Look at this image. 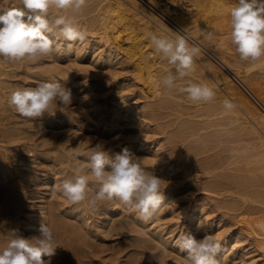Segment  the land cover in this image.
<instances>
[{
	"label": "rangeland",
	"instance_id": "rangeland-1",
	"mask_svg": "<svg viewBox=\"0 0 264 264\" xmlns=\"http://www.w3.org/2000/svg\"><path fill=\"white\" fill-rule=\"evenodd\" d=\"M139 1L143 3L145 7L151 9V11L159 18H161L168 24L171 23V26L175 27L176 29L178 28V30H180L181 28L174 22L176 20H174V16L176 14L180 16L185 12L186 14L193 16L197 12L195 7L191 6L190 0H158L160 8L152 6L148 2L150 0ZM164 4L172 10H170V14L172 13L171 15H169L170 17H167L163 12L159 10H162L161 7ZM187 17L188 16H186V18ZM74 20L77 21V19ZM191 25L193 24H189V26ZM214 33H217L216 35H214L215 40H201L203 45L206 47L198 43V41L196 40L201 39V37L199 38L200 35L198 36L197 34V37L193 38L189 36V38H191L197 45H199L200 48H203L202 50L205 53L207 51V56L211 58L215 63L220 62L219 64H221V68L223 69L222 71H225L227 74H229V76L233 78L237 87H239L240 89L243 88L241 92H244L243 94L248 96L249 99L253 103H255L257 107H259V109L264 111V98H262L264 97L262 96L264 95L262 94L264 93V65H262L260 61L253 62L255 65L257 64L256 66H254L252 62H243L238 58V55L235 53L234 47L232 46L229 39V23L224 24L223 27H220V29L218 30L216 29L215 31H212V34ZM219 36H222V38H220ZM89 39L91 38L89 37ZM219 48L224 51V55L232 63L240 62L242 66V68L240 69H245L244 77H238L234 73V68L225 67V65H223V63L219 61L217 56L219 58H221L220 55L222 56ZM116 58L117 57L113 59L112 63H109L107 66L102 67H95L91 62L92 58H90V56H87L80 61L74 60V57H67L63 55L61 56V60L59 61H56V59H42L36 63H30L28 61L7 63L0 62V98L1 101L3 100L0 104V203L2 204V214L5 218L0 222V249H3L7 241L11 239V234L8 233V231L15 229L18 230L19 235L25 238H29L32 236H38L40 234L39 228L41 223H47L53 230L57 245L54 255L50 257L42 256V259L48 262V264H188L187 257L178 258L174 252H169L170 250L166 251V254L163 258L154 257L153 254L162 251V246L160 244H157V242H155V245L153 241L149 242L150 248L147 250H145L146 245H144V247L143 245H136L135 239L133 237H135L138 232H135L134 230H131L130 232L126 231V233H116L115 235L111 232L109 233L108 227L102 226V223H104L102 221L104 215L102 214L101 216V213L104 208H115V212L114 214H112V218L114 220L117 219L115 217H121L123 215L122 213L126 214V212H132L131 210L126 209V207H122L118 201L102 202L100 212H91L87 210L83 204H70L65 198L62 197L59 192L53 189L54 184H58L62 179L71 175L74 168L86 159V153L90 150L91 146H94L96 143H103L106 149H111L114 152H119L122 148H124V146H126V144H131L130 147L127 146V148L133 151L136 156L138 155L137 157L141 158V156L144 155H142V153L140 155V149H134V145L132 143L134 136H131V134L129 135L126 132L125 134L122 131L125 126H121L116 123V125L109 126L108 124L104 127L106 121L102 120V118L106 117L107 115L103 114L96 118L92 116V114H94V111L91 107V104H93L95 100L100 104L97 105L96 108L102 109V111H110L112 104H114L115 107L123 108L124 106V103H122V100L124 98V90L122 91L120 90V88L114 87L116 80L120 77L121 72V64L116 62ZM56 64L61 68L57 67L55 70L54 65ZM125 67L127 69L124 70L125 72L122 71L123 73H125H122L123 77L128 75L130 73V70H132L133 68L131 64H125ZM248 68L252 73L248 70ZM2 69L5 70L2 71ZM1 72L5 73L2 75ZM56 73L58 74V76H54ZM112 75H116L117 77H112ZM247 75L251 77L253 76L252 78L254 80H252V78L250 79L249 76L247 77ZM245 77L249 79L250 84L249 81H244ZM42 81L61 82L66 88L71 90L73 95L72 104L58 110H56V105L53 104L52 108L49 111H52L53 113L55 112L54 114L45 113L43 116L35 118L34 120L19 116L7 103L9 93L16 87H34ZM254 82H258V84L261 83L260 86L258 85V87H262L260 88V94L262 95L255 91V87L253 88L252 84H254ZM112 94H115V96L113 97ZM134 95H136L135 97L136 99H138L137 102L141 103L145 101V99H143L142 97L138 98V92ZM161 96L167 97L168 95L161 94ZM170 98L171 100L167 105L169 109L166 107L165 109L160 110V113L158 112L156 122H150V124H152V127H155L154 125H156L160 129H164H162L164 131H162L163 133H159L158 136H154L155 138H160L159 144L164 147L163 148L160 145L159 149L161 150H158L159 152L157 151V153L159 154L158 157L163 154L161 155L162 158H158L159 161L162 159L161 161L163 163L159 162V165L161 166L154 171L150 165V170L147 171H152L155 176L162 179L161 191H163L166 186L167 188L169 187V199H171L172 201L174 199L175 201L173 202H178L177 205H182V207L187 206L188 209L190 206L197 203V205L201 204V208L203 211L202 213H206L205 215L208 217L206 218L211 219L214 217V220L216 219L217 223L214 222L213 224V228L216 227V230L208 229L206 231H202V228L198 227L197 223L189 221H187L188 223L186 222L184 224H180L175 218L170 216V205L167 204V206H165L166 203L162 205L163 213H161V215H164L162 218H153L154 220L146 221L147 223L142 219L143 223L145 222L149 227L152 226V228L148 227L149 230L160 231V233H163L164 237L172 239L173 242L176 241L180 234L186 231L191 232L197 239L202 238L205 234H210L213 236L216 232L227 234L232 231L233 228L235 229L240 227L244 229L246 234H253L251 232V228L246 227V225H242L240 222H236L237 217H235V215L237 214V211H229L230 214L227 212L225 213V211H223L224 209L214 211L215 213L208 212V209L212 205L216 204L221 198L217 197L218 195L216 196L214 192L209 193L204 189L203 191H201L202 188H199L203 185L202 183H204V181L209 180L208 177L205 176V180L204 178L200 180L199 178H196L194 176H191V178L190 176H188V178H185L182 175L184 170L187 169L186 167L194 168L197 167V165L202 166L203 163L209 162L215 157H222V155L226 156L228 155V153L231 154L232 149L230 148V145L232 144L226 142V135H224L223 137L221 136L220 142H216V146L215 144H211L207 147H204V151L197 150L198 152H193V144L195 143V138L200 134H206L209 132L213 133L215 131H231V129L233 130V128L235 127L234 123L229 124L228 121L230 119L225 118L218 111L215 114L207 112L204 109V104H201L200 106L199 104H193L190 101L188 102V100L183 95L178 94V92L173 91V96H170ZM185 108L188 110H186ZM90 111H93L92 114H90ZM178 111L180 112L178 113ZM206 113L210 116H213V114L215 116L210 117ZM204 115H206V117ZM145 121L147 122V120ZM185 121L187 122L185 123ZM187 124L190 127H188ZM216 125L219 127H217ZM180 129L182 130L181 133H179ZM197 130H200V133L196 132ZM175 133H179L176 138ZM127 135L129 139L127 138ZM224 142H226L227 144ZM225 146L226 148H228V152ZM223 147L225 148L224 152L222 150L224 149ZM74 148L81 153L80 157L76 160H73L69 155V153ZM188 148L190 149L189 151ZM208 149L211 150L208 151ZM213 149L214 151H212ZM168 151L170 152V154L168 153ZM165 155H168L169 157ZM61 161H65V164ZM203 172H206V170ZM193 174L195 175V172ZM196 174H198V172H196ZM166 179L167 182L163 181ZM205 198L206 200H202ZM207 200L209 201L207 202ZM205 201L208 203V205ZM75 210L79 212L76 214L78 218L75 214L73 215L72 211ZM164 211H166L167 213ZM222 211L225 214H221ZM119 214L122 215L119 216ZM216 216H220L218 218L221 219V221L218 222ZM83 217L87 218L90 222L87 220L83 222ZM234 221L235 224L231 226ZM150 222L152 223V225ZM169 226L171 228L173 227V234L172 232H169V229H171ZM188 226L190 228H188ZM199 230L201 232H199ZM132 232L134 235L132 234ZM249 239L259 241L261 238L250 235L246 241L248 242ZM118 248H124V250L122 249L120 251H117ZM134 250H138V252H132ZM142 250L144 252L139 253V251ZM229 250L230 249H228L227 252L224 253V257L226 260L223 259L224 257L222 258L223 254H218L217 260L220 261H218V264L245 263L244 261L246 258L242 259L240 257L234 256L231 254L232 251ZM138 254H140V256ZM174 256L177 258H175ZM184 258L186 259L185 261ZM151 259L153 260V262ZM164 260L166 261L163 262ZM141 261L144 263H142Z\"/></svg>",
	"mask_w": 264,
	"mask_h": 264
},
{
	"label": "bare ground",
	"instance_id": "bare-ground-1",
	"mask_svg": "<svg viewBox=\"0 0 264 264\" xmlns=\"http://www.w3.org/2000/svg\"><path fill=\"white\" fill-rule=\"evenodd\" d=\"M148 2L152 6L160 8L158 0H150ZM236 2H237V0H190L191 6H194L195 9L197 10L196 14H194L193 16L188 15L185 12L182 13L180 16L178 14H176L174 16V20L176 19L177 22H176V20L175 21L173 20L184 32H182L181 29L178 30V28L176 29L175 27L171 26V23L168 24L167 22H165L164 20L159 18L156 14H154L151 11V9L145 7L143 5V3H141L139 0H88L87 6L84 8L82 13L79 15H75L73 13H60V14L72 16L73 19H77V21L75 20L76 23L82 29L86 30L87 37L89 36L91 39H89V37H88L84 43L74 44L70 49L67 48V46H65L61 50V52L56 54V57H55L56 61L61 60L60 58L63 55H65L67 57H74V60H77V61L83 60L87 56H90V58H92L91 62L95 67H102V66H107L109 63H112L113 59L115 57H117L116 62L121 64V66H120V68H121L120 77H119V79L116 80L114 87H118L122 91L124 90V94H123L124 98H123V100L121 99L122 103H124L123 108L122 107H115V105L112 104V107L110 106L111 107L110 111H102V109L96 108V106L100 105V104H99V102H97L95 100V102H93V104H91V107L93 108L94 114H92L93 111L92 112L90 111L91 112L90 114H92V116L95 118L99 117L103 114L107 115L106 117L102 116L104 118V119L102 118V120L106 121L104 124V127L108 124H109V126L116 125V123L121 125V126H125V128L122 131L124 133L126 132L129 135L131 134V136L132 135L134 136L133 141H132V143L134 145V149H137V150L140 149L141 150L140 155H141V153H142V155L144 154L143 156H141L140 163L145 168V170H150V167H149L150 165H151L153 171L155 169H158V167L161 166V165H159V162H162L161 161L162 159L159 161L158 158H162L161 155H163V154H161L160 157H158L159 154L157 153L158 150H161V149H159L160 145H161V144H159L160 138L159 137L155 138L154 136L155 135L158 136L159 133L160 134L163 133L164 129L160 126L163 129L162 130L156 125H154L155 127H152V124H150V122L151 121L156 122L158 112L162 109H165L166 107L168 108L167 105H168L169 101L171 100L170 96L171 97L173 96V91L167 90L160 83L161 78L171 69L170 68L171 66L168 65L166 61L162 60L160 58L159 54L154 52L153 46L149 42L148 33L149 32H155L158 35H161V34L174 35L173 32H179L181 35H186L187 37L190 36L191 38L197 37V34H198V36L200 35L199 38L201 37V39L200 40H198L196 38L195 39L198 41V43L203 45L201 40L202 41L203 40H211V39L215 40L214 35H216L217 33L212 34V31H215L216 29L218 30V29H220V27H223L224 24L229 23V21H230V15H229L230 9ZM8 3H9V6L23 7L22 5H15V0H8ZM188 3H189V1H188ZM161 8H162V10L161 9H159V10L161 12H163L167 17H170L169 15L172 14V13L170 14V12L172 10L169 9V7L165 4ZM52 14L56 15V13H52ZM186 16H188V17L186 18ZM189 24H193V25L189 26ZM208 33L212 34L211 38H207ZM222 36H219V37L222 38ZM191 38H190V43L197 45ZM197 46H199V45H197ZM204 47H206V46H204ZM202 49L203 48H201L200 55L196 58L195 71L193 72L191 79L194 82L207 83L210 86L215 87V90L217 93L216 98L214 101H212L208 104H204V109L207 112L214 113V114L218 111L225 118L230 119L231 121L227 120L228 123L229 124L234 123L235 127L233 128V130L231 129V131H222V132H216L215 131L213 133L209 132L206 134H200L194 140L195 143L193 144V146H194L193 149L195 151L193 150V152H196L197 150H203L204 151L203 148L207 147L208 145H211V144H213V145L215 144V146H216V142L217 143L220 142L221 136L223 137L224 135H226V139H225L226 142H229L230 144H232V145H230L231 146L230 148L232 149V153L231 154L228 153V155H226V156L222 155V157H220V156L215 157L214 156L215 158H213L209 162L203 163L202 166L197 165V167H194V168L193 167L192 168L186 167L187 169L184 170L182 175L185 178H188V176H190V178H191V176H194L196 178H199L200 180L202 178H204L205 176L208 177L209 180L204 181V183H202L203 185L201 184L202 186L199 185L200 186L199 188L200 189L202 188L201 191H203V189H204L206 192H209V193L214 192V194H216V196L218 195L217 197H221L220 200H218V202L216 204L212 205L211 207L209 206L210 207L209 209L207 208L208 212L212 213L214 211H219L220 209H224L223 211H225V213L226 212L229 213V211H237L236 212L237 214L235 215V217H237L236 222L237 223L240 222L242 225H246V227L252 229L251 232L253 234H251V233L246 234L242 227L235 228V229L233 228V230L227 234L216 232L213 236L217 240H219V242L221 244V249H220L219 253L223 254L222 258L224 257V253H226L227 250L230 249L229 251H232L231 252L232 255L240 257L242 259L246 258L244 261L245 262L244 264H264V111L259 109V107H257L255 105V103H253L249 99L248 96L243 94L244 92H241V90L243 88L240 89L239 87H237L233 78H231L229 76V74H227L225 71H222L223 69L221 68V64H219L220 62L215 63L211 58H209L207 56L208 52L205 50L207 53L206 54ZM220 51H221L222 56L220 55L221 58H219L217 56L219 61H221L223 63V65H225V67L234 68L235 72L234 71L233 72L238 77L239 76L244 77L245 76L244 75L245 69L244 70L240 69V68H242L240 62L239 63H237V62L232 63L224 55V51H222L221 49H220ZM260 63H262V65H264V61H261ZM125 64L126 65L131 64V66L133 68H132V70H130V73L128 75L123 77L122 71L127 69L125 67ZM256 65L254 64V66H256ZM54 66H55V70H56V68L59 65L56 64ZM58 68H61V67H58ZM4 70L2 69V71H4ZM248 70L250 71L249 68H248ZM4 73H2V75ZM246 73H247V71H246ZM65 74H66V72H65ZM123 74H125V73H123ZM250 75H252V74H250ZM54 76H58V74L56 73ZM248 76L249 75H247V77ZM112 77H117V76L112 75ZM247 77H245L244 81L247 80V82H248L249 79ZM252 77L249 76L250 79ZM59 79H61V78H59ZM252 80H254V79L252 78ZM249 84H250V81H249ZM260 84H258V82H256V83L254 82V84H252L253 88L255 87V91L259 94H260V88H262V87H258V85L260 86ZM137 92H138V98L142 97L143 99H145L144 102H141V103L137 102L138 99H136V97H135L136 95H134ZM261 93H262V91H261ZM161 94H164V95L167 94L168 96L164 97V96H161ZM262 94H264V93H262ZM262 94H260V95H262ZM112 96L114 97L115 94H112ZM262 96H264V95H262ZM226 98L232 100L237 106L230 113L226 112V110L222 106V102ZM262 98H264V97H262ZM2 101L0 98V104L2 103ZM199 105L201 106V104H199ZM186 110H188V109H186ZM50 112H52V111H50ZM179 112L180 111H178V113ZM185 113H184V115H185ZM214 114H213V116H215ZM207 115H209V114H207ZM187 116H189V115H187ZM204 116L206 117V115H204ZM213 116H210V117H213ZM145 120H147V122ZM186 122L187 121H185V123ZM190 123H191V121H190ZM194 123H196V122H194ZM202 124H203V122H202ZM187 126H188V124H187ZM188 127H190V126H188ZM209 127H210V125H209ZM217 127H219V126H217ZM110 128H112V127H110ZM165 130H166V128H165ZM181 131L182 130L180 129L179 133H181ZM199 131L197 130L196 132L200 133ZM179 133H177V134L175 133V138L179 135ZM183 134H184V132H183ZM127 138H128V135H127ZM226 142H224V143H226ZM251 142H253V143H251ZM127 143H128V141H127ZM179 143H180V141H179ZM184 143H186V142H184ZM130 145L131 144H126V146H124V145L123 146H124V148L125 147L127 148V146L130 147ZM225 148H226V146H225ZM225 148L222 149L223 152L225 151ZM226 149L228 152L229 151L228 148H226ZM171 150H169V151H171ZM189 150L190 149L188 148V151ZM210 150L211 149H208V151H210ZM169 151H168V153L170 154ZM212 151H214V149ZM168 153H166V154H168ZM164 154H165V152H164ZM173 154H174V152H173ZM219 154H221V153H219ZM175 155H177V154H175ZM165 156H168V155H165ZM171 156H173V155H171ZM168 157H167V159H168ZM183 157H184V155H183ZM206 158H208V157H206ZM64 162H62V163H64ZM191 162H192V160H191ZM59 165H60V162H59ZM191 166H189V167H191ZM205 170H206V172H203ZM64 171H65V169H64ZM150 172H152V171H150ZM194 172H195V175L193 174ZM196 172H198V174H196ZM183 177H181V178H183ZM194 177H193V179H194ZM205 178H204V180H205ZM163 181L167 182V179L163 180ZM163 191H164V195H165V201H164V203H166L165 206H167V204L170 205V209H169L170 216L175 218L180 224L181 223L184 224L187 221H189V222H193V223H197V224L199 223V227L202 228V231H206L208 229L209 230L210 229L216 230V227L213 228L214 227L213 224H214V222H216V219L214 220V217L211 219H207L208 217L205 215L206 213H202L203 211L201 208V204L197 205L198 204L197 203L195 205L190 206L188 209H187V206L182 207V205H180L181 206L180 207L179 205H177L178 202H176V203L173 202V201H175L174 199H173V201L171 199H169L170 198V196H168L170 194L169 187L167 188V186H166L163 189ZM206 198L202 199V200H206ZM208 201L209 200H207V202ZM210 204H212V203H210ZM207 205H208V203H207ZM183 206H185V205H183ZM205 207H206V205H205ZM114 209L104 208L102 213H101V216H102V214L104 215L103 219H102V221L104 223H102V226H104V227L107 226L109 229V233L111 232L115 235L116 233L117 234H119L120 232L126 233V231L130 232L131 230H134L135 232H138V234L136 233L137 235L135 237H133L135 239L136 245H139V246L143 245V247H144V245H146L145 250L150 248L149 242H151V241H153L154 244H155V242H157V244H160L162 246L161 247L162 251L157 252L158 254L157 253L153 254L154 257L163 258L164 255L166 254L167 250H170L169 252H171V251L174 252L178 258L187 257L186 253H184L181 249L176 247L175 241L173 242L172 239H169L168 237H164L163 233L162 232L160 233V231L149 230V228H152V226L149 227L148 224H146L147 223L146 221H145L146 223L145 222L143 223L144 220L142 221V219L134 211L130 212L128 210L130 213L129 212H126V214L122 213L123 214V215L121 214L122 216L119 214V216H121V217H115L117 219L114 220L112 218V214H114V212H115ZM165 210H166V207H165ZM223 211L221 214L224 213ZM72 212H73V215L74 214L76 215L77 213H79L76 210L72 211ZM99 212H100V210H99ZM164 212H166V211H164ZM2 213H3L2 212V204L0 203V222L3 221V219H5L4 215ZM161 213H163L162 206H161V209L155 218L156 219L162 218L164 215H161ZM214 213H213V215H214ZM217 213H219V212H217ZM76 217H77V215H76ZM216 217H217L218 222L221 221V219L218 218L220 216H216ZM82 220H83V222H85L86 220L89 221L85 217H83ZM152 220H154V219H152ZM234 224H235V221L231 226H233ZM151 225H152V223H151ZM190 227H191V225H190ZM190 227L188 226V228H190ZM172 228L169 229L170 231L168 230L170 233L172 231L174 232V230ZM242 231H244V232H242ZM173 232H172V234H173ZM199 232H201V231L199 230ZM132 234H133V232H132ZM250 235L260 237L261 239L259 241L249 239V241L247 242L246 240H247V238H249ZM161 248H160V250H161ZM122 249L124 250V248H122ZM122 249L118 248L117 251H120ZM136 251L138 252V250H136ZM136 251L134 250L132 252L135 253ZM142 252H144V251L143 250L139 251V253H142ZM138 255L140 256V254H138ZM150 257H152V256H150ZM177 257H175V258H177ZM219 257H221V256H219ZM168 258H166V259H168ZM247 258H249V259H247ZM172 259H173V257H172ZM223 259H225V257ZM160 260H162V259H160ZM185 260L186 259L184 258V261ZM165 261L166 260H164L163 262H165ZM152 262H153V260H152ZM182 262H183V260H182ZM142 263H144V262H142ZM180 264H182V263H180ZM188 264H189V261H188Z\"/></svg>",
	"mask_w": 264,
	"mask_h": 264
},
{
	"label": "clouds",
	"instance_id": "clouds-1",
	"mask_svg": "<svg viewBox=\"0 0 264 264\" xmlns=\"http://www.w3.org/2000/svg\"><path fill=\"white\" fill-rule=\"evenodd\" d=\"M87 3L88 0H15V5L23 6L18 7L0 0V62L53 60L65 46L70 49L84 43L88 38L86 30L72 16L60 13L79 15ZM229 15V39L238 58L244 62L264 60V0H237ZM173 33H148L154 52L171 66L160 83L193 104L214 101V86L191 79L201 48L190 43L186 35ZM211 35L208 33L207 38ZM72 101L71 90L61 82L42 81L34 87H16L9 93L7 103L19 116L34 120L45 113L54 114L49 111L53 104L58 110ZM222 106L229 113L237 107L227 98ZM69 155L76 160L81 153L74 148ZM140 160L126 147L114 152L96 143L86 153V159L53 189L70 204H83L91 212L99 211L102 202L118 201L149 221L160 211L165 195L161 191L162 179L145 170ZM8 233L11 239L0 249V264H48L42 256L55 254V236L47 223H41L38 236L25 238L15 229ZM175 244L187 254L189 264H218L221 244L210 234L197 239L186 231Z\"/></svg>",
	"mask_w": 264,
	"mask_h": 264
}]
</instances>
